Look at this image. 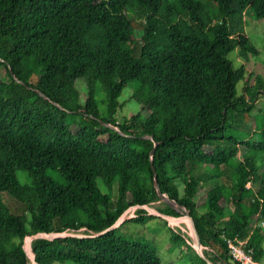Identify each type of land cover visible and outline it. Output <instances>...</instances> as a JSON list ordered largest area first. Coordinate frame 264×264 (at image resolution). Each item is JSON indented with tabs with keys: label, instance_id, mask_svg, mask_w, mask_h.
Masks as SVG:
<instances>
[{
	"label": "trees",
	"instance_id": "obj_1",
	"mask_svg": "<svg viewBox=\"0 0 264 264\" xmlns=\"http://www.w3.org/2000/svg\"><path fill=\"white\" fill-rule=\"evenodd\" d=\"M245 14L264 20V0H0V264H31L25 241L34 233L94 234L135 205L160 201L159 212L181 217L157 195L152 165L161 191L190 213L207 259L241 264L230 237L246 240L261 264L264 113L251 111L264 84L251 85L228 58L255 51L228 23ZM130 83L139 109L118 121ZM244 115L255 127L241 133L234 123ZM202 166L207 180L196 175ZM222 168L233 170L230 187L217 181ZM134 213L98 236L33 239L31 252L39 264H164L147 243L117 235L127 222L168 225ZM169 230L192 264H207L185 233Z\"/></svg>",
	"mask_w": 264,
	"mask_h": 264
},
{
	"label": "rangeland",
	"instance_id": "obj_2",
	"mask_svg": "<svg viewBox=\"0 0 264 264\" xmlns=\"http://www.w3.org/2000/svg\"><path fill=\"white\" fill-rule=\"evenodd\" d=\"M228 23L233 33L237 31H244L248 35L250 42L252 43V46L255 49L254 52H246L244 53L243 56L241 55L238 49H235L233 52H230L228 54V58L232 61L234 67H238L240 65L245 66L246 74L250 76L249 80L251 85H255L256 80L259 78L262 80V83L264 84V43L262 37L264 20L245 14L242 17L241 16L234 17L232 22L230 18L228 20ZM136 36L137 38L140 36L139 30H137ZM139 40L140 38H138V44H140ZM1 78L5 79L7 78V75L0 70V79ZM242 85H243L242 82L238 83L237 85L238 94H241L243 92ZM259 89L260 91H262L263 94L259 95L258 99L255 100L254 102L255 105L251 111V115H257L258 119L259 118L263 119L262 114L264 113V88H259ZM131 93H132V84L130 83L128 86H126L123 89L122 94L119 97V101L123 104V107L119 109L118 113L116 114V118L118 121L123 119L124 116L129 117L139 109L138 103L135 100L131 99ZM103 95L104 94L102 92H99L97 89L96 99L98 102V106L102 112L104 106L100 101L103 99ZM253 117H246V115H244L243 117L238 116L234 124L241 131V133L250 132L255 127V122ZM241 136L245 137L246 135H241ZM245 154H246V148L243 145H240L237 158L241 159ZM205 171H206L205 167L202 166L196 171V175L201 174L202 176L205 177L204 179L207 180L206 177L210 175V172H205ZM222 171L223 174L220 176V178H218L217 181L219 183H223L227 187H230L231 182L233 181L234 178L233 170L230 168L227 169L222 168ZM50 175L54 179H56L55 175L53 174ZM17 178L22 184L29 182V178L24 172L18 171ZM100 188L102 190H105L103 183L101 181H100ZM178 188L181 191L182 185L178 184ZM157 206H162L160 201L153 203L151 207L156 209ZM134 211H135V207H132L124 216V219H129L130 217H134L135 216ZM187 225L188 224L186 221L185 222L182 221L181 223L169 222L167 225L162 219L154 217V218H149L144 224L138 222H127L118 229L117 235L130 240H141L147 243L157 251L159 257L161 258L164 264H192L188 255H185L188 249L185 246L179 247L175 245V243H173L170 238L169 227H172L173 229L176 230L180 229L181 232L187 235V238H190V240H187V242L191 244L192 243L190 237L191 232ZM75 233L84 234L82 229H80ZM262 247L264 249V240L262 242ZM260 263L264 264V254L263 257L260 259ZM55 264H61V263H55ZM63 264H73V263L66 262Z\"/></svg>",
	"mask_w": 264,
	"mask_h": 264
},
{
	"label": "water",
	"instance_id": "obj_3",
	"mask_svg": "<svg viewBox=\"0 0 264 264\" xmlns=\"http://www.w3.org/2000/svg\"><path fill=\"white\" fill-rule=\"evenodd\" d=\"M11 74L13 75V78L15 79V81L19 82L20 84L26 86L27 88L31 89V90H34L35 92H37L39 95L43 96V97H46L42 92H40L39 90H36L35 88H32L30 86H27L26 83L22 80H19L17 77L14 76L13 72L10 71ZM54 105H58L56 102H52ZM98 121L106 126V127H110L116 131H118V128L110 123H107L105 121H103L102 119H99L98 118ZM120 134L124 135L122 132L118 131ZM143 138H148L150 140H153V136H142ZM157 145V142H154V147L153 149L150 151V159H151V165H152V156H153V153H154V148L156 147ZM152 171H153V183H154V186H155V189H156V192H157V195L159 196V198L161 199L162 202L166 203L167 205H169L171 208L175 209L176 211L180 212L182 214L181 217H175V216H169V215H166V214H163L161 212H159L157 209L151 207L150 205H135V206H132V207H135L136 208H143L144 210H146L149 214H152V215H155V216H159L161 218H163L164 220H166L168 223L169 222H172L174 220H181V219H185L186 222H187V226L191 232V246L193 247V249L195 250V252L201 257L203 258L207 264H214L212 263L209 259H207L204 255H203V252H202V244L200 242V238H199V235H198V232L196 230V227H195V224H194V221L190 215V213L185 209V207L182 205V204H179L176 200L172 199V198H169L168 195H166L165 193H163L159 187V184H158V181L156 179V171L152 165ZM132 207H129L125 213L119 218L117 219L116 223L97 232V233H94V234H76V233H67V232H38V233H34L32 235L29 236V238L25 241V251H26V254H27V257L29 258L30 262L32 264H39L34 255L32 254L31 252V248H30V245H31V241L33 239H36V238H48V239H52V238H59V237H66V236H77V237H89V236H98V235H101V234H104L106 233L107 231L113 229L114 227H116L119 223H121L123 220H124V215L132 208Z\"/></svg>",
	"mask_w": 264,
	"mask_h": 264
},
{
	"label": "bare ground",
	"instance_id": "obj_4",
	"mask_svg": "<svg viewBox=\"0 0 264 264\" xmlns=\"http://www.w3.org/2000/svg\"><path fill=\"white\" fill-rule=\"evenodd\" d=\"M185 222V219H181V220H174L172 221V223H181V222ZM230 243L233 245V248L235 249H243L244 247H246L247 242L246 240L243 239H237V240H233V238H230ZM248 246V245H247ZM246 264H256L254 256H253V251L252 249L248 248L247 252H246ZM241 264H245V262H240Z\"/></svg>",
	"mask_w": 264,
	"mask_h": 264
},
{
	"label": "built area",
	"instance_id": "obj_5",
	"mask_svg": "<svg viewBox=\"0 0 264 264\" xmlns=\"http://www.w3.org/2000/svg\"><path fill=\"white\" fill-rule=\"evenodd\" d=\"M225 241L227 244V247L229 249V252L231 254V257L234 262H245L246 264V252L248 250V247H244L243 249H235L233 248V245L230 243V237H225Z\"/></svg>",
	"mask_w": 264,
	"mask_h": 264
}]
</instances>
